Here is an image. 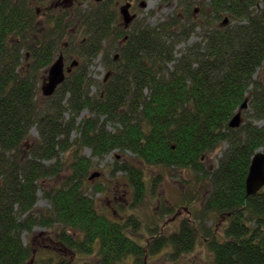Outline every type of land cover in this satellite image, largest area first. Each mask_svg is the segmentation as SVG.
I'll return each mask as SVG.
<instances>
[{"label": "trees", "instance_id": "1", "mask_svg": "<svg viewBox=\"0 0 264 264\" xmlns=\"http://www.w3.org/2000/svg\"><path fill=\"white\" fill-rule=\"evenodd\" d=\"M113 1L50 7V0H0V264L28 263L31 251L21 234L35 226L60 225L59 239L67 248L96 251L103 264H120L129 255L140 260L147 253L129 231L137 228L135 218L111 220L85 195L93 162L79 154L83 148L99 160L128 151L147 166L188 170L198 184L209 183L196 219H184L168 236L151 229L152 254L170 247L173 255H183L201 237L212 264H264V192L247 196L245 191L251 158L264 149V78H254L264 64V0H178L182 12L129 34L116 26ZM195 2L209 11L199 20L187 11ZM38 3L41 14L34 10ZM198 29L200 41L189 43ZM108 39L125 41L106 52L102 63L110 77L93 94L88 66ZM76 44L82 62H71L76 64L54 94L39 98L46 69ZM182 44L187 46L180 51ZM245 101L253 120L230 128L234 115L245 112ZM83 111L88 116L77 124ZM33 128L39 139L22 160L23 142ZM75 131L79 137L70 141ZM224 142L228 148L216 169H206L204 157ZM73 145L65 182L47 190L43 180L61 174L60 156ZM51 160L55 164H44ZM117 172L128 177L133 205L140 203L147 192L142 172L125 164L115 166ZM39 191L50 209L34 215ZM213 215L228 219L220 236L202 227Z\"/></svg>", "mask_w": 264, "mask_h": 264}, {"label": "rangeland", "instance_id": "2", "mask_svg": "<svg viewBox=\"0 0 264 264\" xmlns=\"http://www.w3.org/2000/svg\"><path fill=\"white\" fill-rule=\"evenodd\" d=\"M104 1L95 3L99 4ZM68 3L70 2L64 0H50L48 6L60 7ZM126 3H132L131 8H129V14L134 15L133 20L126 29L127 34H129L133 28L136 29L140 26L149 24L156 25L171 18L173 14L180 13L184 10L178 0H172L164 6L161 5V0H114L111 3V9H113L117 27H123L120 7ZM189 5H191L190 10L187 11L191 12L196 20L202 19L209 13L206 6H203L201 2H195ZM87 6V3L83 4V8H87ZM34 10H36L38 14H41L44 8L38 3L34 6ZM225 18L228 19L227 16H223L221 20ZM201 36L202 31L198 29L197 34L189 40V43L200 41ZM124 41V39H119L113 42L111 39H108L104 45L105 50L92 60L88 66V76L91 80L90 83L93 85L90 89L91 93H98L102 82L110 77L109 70L102 63V59L106 52L110 47L111 50L114 46H118L120 49ZM186 46L187 44L180 45V51L184 50ZM79 51L80 47L76 44L66 52L60 53L63 55L66 68H68L73 61H81L78 57ZM113 54H117L118 56L119 51ZM58 56L59 55H56L53 61H55ZM177 56H179V53ZM110 57L111 54H109L107 58ZM47 71L48 69H46L45 75L38 84L37 93L39 98H46V96L42 94L41 86L46 81ZM254 78L258 81L264 78V64L261 70L256 71ZM248 105L249 103L244 109L245 112L241 115V124L253 120ZM245 115H247V118H245ZM87 116L88 112L83 111L76 119L77 124L81 119ZM64 117L67 119L68 115H64ZM254 123L259 126L263 124L262 121H254ZM108 129L111 132L114 131V127L110 125ZM78 137L79 134L75 131L71 134L69 140L74 141ZM38 139L37 129H31L29 138L23 142V149H21L19 155L22 160L24 156L27 155V151L37 143ZM75 147L76 146L73 145L64 155L60 156L62 157L63 165H65L61 174L57 177L43 180L44 187L47 190L50 191L65 182L66 177L70 173L67 167L71 156L76 151ZM225 148L226 145L222 143L213 153L204 157L203 164L206 169H216L217 160ZM79 154L87 159L91 158L93 162L88 178L85 179L83 190L85 195L94 201L97 210L107 218L120 223H125L130 218H135L138 222L135 231H129L133 234V239L142 245L147 253L143 255L140 260L129 255L124 258L120 264H212L213 255L208 249L206 241L201 237L196 239L194 248L183 255H173L172 248L170 247L162 248L152 254L147 246L151 242L152 235H154V230L151 229H163L162 234L168 236L178 231L180 223L184 219H196V213L201 209L208 193V182H205L204 185L198 184L194 174L188 170L147 166L128 151L125 153L114 151L101 160L92 158L91 151L88 148H83L80 150ZM55 162V160H51L46 161L44 164L53 165ZM123 164L131 165L139 169L146 183L147 192L143 196L141 202H137L135 205H133L134 193L128 177L118 172L113 173L115 166ZM91 176L93 177L91 178ZM262 191L264 192V188ZM37 197L38 199L33 214H46L50 209V202L43 197V192L41 191L37 192ZM167 208H171L170 213L166 212ZM202 224V227L209 228L213 231L212 233L220 236L228 224V219L224 215H213L204 219ZM60 230V225L48 228L35 226L30 232H23L21 234L22 244L28 246L31 251V258L27 264H103L96 251L94 254H82L66 248L59 239ZM67 233L73 236L77 235L78 238L81 237L77 232L67 231Z\"/></svg>", "mask_w": 264, "mask_h": 264}, {"label": "water", "instance_id": "3", "mask_svg": "<svg viewBox=\"0 0 264 264\" xmlns=\"http://www.w3.org/2000/svg\"><path fill=\"white\" fill-rule=\"evenodd\" d=\"M72 1V0H68ZM93 2H101L104 0H92ZM130 4L126 3L120 7V15L122 17L123 26L127 29L128 25L134 18V15L129 14ZM225 18L222 24H227ZM70 65V68L65 70L63 55L60 54L58 58L52 63L48 69L46 81L41 86L43 96L50 97L54 94L55 90L65 80V72H70L71 68L75 65ZM247 107V101L241 105V110ZM230 128H238L241 125V114L237 112L236 115L229 122ZM93 176H91L92 178ZM264 188V149L260 148L251 158L248 168V173L245 179V191L247 196H254Z\"/></svg>", "mask_w": 264, "mask_h": 264}, {"label": "bare ground", "instance_id": "4", "mask_svg": "<svg viewBox=\"0 0 264 264\" xmlns=\"http://www.w3.org/2000/svg\"><path fill=\"white\" fill-rule=\"evenodd\" d=\"M224 144L226 145V148H225L223 151H225V150L228 148L227 143L224 142ZM255 153H256V152H255ZM255 153H254V154H255ZM252 157H253V156H252ZM62 244H63V243H62ZM63 245H64V244H63ZM64 246H65V245H64ZM65 247L67 248V246H65ZM68 249H69V248H68Z\"/></svg>", "mask_w": 264, "mask_h": 264}, {"label": "flooded vegetation", "instance_id": "5", "mask_svg": "<svg viewBox=\"0 0 264 264\" xmlns=\"http://www.w3.org/2000/svg\"><path fill=\"white\" fill-rule=\"evenodd\" d=\"M131 6H132V3H131Z\"/></svg>", "mask_w": 264, "mask_h": 264}]
</instances>
